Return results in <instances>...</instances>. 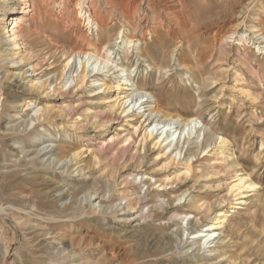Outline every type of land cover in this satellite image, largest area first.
Segmentation results:
<instances>
[{"label": "rangeland", "instance_id": "374dc122", "mask_svg": "<svg viewBox=\"0 0 264 264\" xmlns=\"http://www.w3.org/2000/svg\"><path fill=\"white\" fill-rule=\"evenodd\" d=\"M27 2L29 11L13 19L19 36L0 35V264H79L85 257L91 264H264V0H181L179 6L170 0ZM88 15L96 26L87 25ZM1 16L0 27L14 25ZM109 42H116L114 70L127 68L164 112L196 117L198 129L214 134L216 143L208 146L201 136L198 147L195 137L178 145L179 155L175 147L164 154V146L143 139L140 115L117 105L114 74L92 73L80 87L66 83L61 70L68 54L104 57ZM100 78L111 87L99 89ZM36 104L49 110L47 116L20 124L34 116ZM36 134L61 155L73 147L82 151L68 175L16 155L19 147L35 148ZM221 138L228 139L224 148ZM186 161L193 162L190 174ZM241 176L255 188L233 187ZM97 178L101 191L90 189L92 203L112 211L84 200V214L75 220L72 209L40 192L53 180L85 187ZM169 178L174 182L165 184ZM104 183L112 185L107 197ZM127 195L141 200L127 202ZM224 218V231L200 252L203 230ZM181 225L187 231L180 233ZM177 234L179 246L170 241ZM61 239L70 245L67 257L59 254Z\"/></svg>", "mask_w": 264, "mask_h": 264}, {"label": "bare ground", "instance_id": "6f19581e", "mask_svg": "<svg viewBox=\"0 0 264 264\" xmlns=\"http://www.w3.org/2000/svg\"><path fill=\"white\" fill-rule=\"evenodd\" d=\"M172 1V4L174 3V5L179 6V2H181V0H170ZM179 1V2H178ZM81 3V2H80ZM183 3V2H182ZM127 5V4H125ZM124 5V6H125ZM28 6H30V4L27 2V0H3L2 4L0 5V13L2 14L1 19L5 22H7L8 20V24L11 26L13 25L11 28L7 27V26H1L0 27V35L4 32L7 31H13V35L18 37V30L15 29L16 26V20H13L14 18H16V15L18 14H22L25 13L27 11H29ZM130 6V5H129ZM132 6V5H131ZM35 7V6H34ZM122 7V4H121ZM81 8V6L79 7V9ZM94 8V7H93ZM124 8V7H123ZM131 9V8H130ZM83 8L81 9V11L79 12V14L81 16H84L86 14V11L83 12ZM120 10V9H119ZM127 10V9H126ZM132 10V9H131ZM134 10V9H133ZM175 10V9H174ZM179 10V8H178ZM249 10V9H248ZM129 11V10H128ZM172 11V10H171ZM133 12V11H132ZM131 11L128 13H132ZM127 13V14H128ZM89 14V13H87ZM134 14V13H133ZM130 15V14H129ZM90 15H88L87 18V25L92 26L94 24V26H96V20L93 17H89ZM133 16V15H132ZM134 17V16H133ZM259 19L261 20L262 17H259ZM13 20V21H11ZM264 21V20H262ZM261 21V22H262ZM237 26L238 23L236 24ZM244 25V24H243ZM244 27V26H243ZM257 26H253L252 28H255ZM235 28V27H234ZM233 28V29H234ZM237 28V27H236ZM251 28V29H252ZM94 29V27H93ZM217 29V28H216ZM232 29V30H233ZM238 29V28H237ZM249 29V28H248ZM256 29V28H255ZM261 29V27H260ZM250 30V29H249ZM96 31V30H95ZM224 31V30H223ZM239 31V30H238ZM236 31V32H238ZM262 31V30H261ZM253 31H251L252 33ZM216 33V32H215ZM226 33V32H225ZM233 33V32H232ZM263 34L264 37V33L261 32ZM227 34V33H226ZM231 34V33H229ZM120 35V34H119ZM217 35V34H216ZM246 35V34H245ZM257 35V34H256ZM224 36V35H223ZM241 39L244 37V33H241ZM250 36V35H249ZM254 36V35H253ZM220 37V35H219ZM227 37V36H226ZM223 39V38H222ZM228 39V38H227ZM117 40V39H116ZM220 40V39H219ZM226 40V39H225ZM246 40V39H245ZM129 41V40H127ZM220 42V41H219ZM222 42V41H221ZM128 43V42H127ZM131 43L132 41H129V47L131 48ZM257 43V42H256ZM116 44V42H109L107 45H105L103 47V52L106 53V55L104 57L95 54L94 52H86V51H77L75 53H70L67 55V61L64 63L63 68L61 70V75L65 76L68 75V78L66 80L67 84H73L75 83V85H79L82 86L86 83V81L88 80V78H90V74H98V73H103V74H108L111 72V74H114V79H116V89L118 91V102L117 105H120L123 107V111L129 113H135V116H138L139 118H142L139 122L140 125H144V134H143V139H153V142L155 140V145H159V147H163L164 146V154H166L167 152H169L173 147H175V149L173 150H177V154L180 153L181 151H183L178 145L183 144V143H188L191 142L192 140H190L191 138H195L197 137L199 140L198 141V147H200L201 143L199 144V142H201V136H203V139L205 140V144L210 146L211 143H216V136L214 134H205L204 133V129H202V126L200 129L199 125H198V119L196 117H185L182 116L181 114H177V115H171L168 112H164V110H162V108L159 107V103L158 100L156 99V97L149 91L146 90H141L137 87V84L134 82L133 78H132V73L128 72L127 68H120V69H116L115 68L118 67L117 64L113 63L112 60V55H113V49H112V45ZM16 45H18V43L16 42ZM126 46V45H125ZM134 47V46H133ZM123 48V46H122ZM126 49V48H125ZM259 49V48H258ZM139 52V50H138ZM100 54V53H99ZM115 61V60H114ZM115 64V65H114ZM78 66V69H77ZM113 66V67H112ZM91 67V68H90ZM132 71V70H130ZM76 72V74H75ZM256 72V71H255ZM195 74V73H194ZM109 76V75H107ZM111 76V75H110ZM109 76V77H110ZM194 76V75H193ZM99 77V76H98ZM97 77V78H98ZM203 79V78H202ZM94 81H97L98 79H93ZM100 87L99 89H103L106 90L108 88L111 87V85L109 86L107 84V82H105V80H103V78H100ZM99 81V80H98ZM43 83V82H42ZM44 84V83H43ZM95 84V83H94ZM27 104V103H26ZM30 104V103H29ZM28 104V105H29ZM119 106V108H120ZM115 107V106H114ZM113 107V108H114ZM34 116H30L28 119L23 120L20 124L23 125H28L29 123H34L35 121H41L46 113L48 114V109L45 108L44 106H39V105H35L34 107ZM48 110V111H47ZM47 116V115H46ZM134 116V115H132ZM134 116V117H135ZM136 119V118H135ZM46 120V119H45ZM200 122V121H199ZM19 124V125H20ZM139 125V124H137ZM139 125V126H140ZM152 125V126H151ZM139 126L135 127V132L134 135H136L135 133H137ZM143 127V126H142ZM13 129L17 130L18 126L13 127ZM203 130V132H202ZM143 132V131H142ZM51 136V135H50ZM131 136V135H130ZM129 136V137H130ZM223 137V136H222ZM87 137H85L84 139H86ZM135 138V137H134ZM133 138V139H134ZM34 141L33 144H36L34 147L35 148H25V147H19V150L15 151L17 154L16 155H20L21 158H27L29 163L35 164L36 162L40 163V166H43L46 169H55L57 168L58 170H62L61 174L64 175V173H68L70 166L72 164L73 161H77V158L79 156L82 155V151L79 150V148L77 147H73L72 150H69V155L65 156V155H61V149L60 148H56V146L53 144V142L51 141H46L43 140V138H41L40 134H36L35 137L33 138ZM83 139V140H84ZM129 139V138H128ZM131 139V138H130ZM196 139V138H195ZM127 140L124 139V141ZM228 140V139H227ZM227 140L225 138H221L220 140V144H223V148L224 146H227ZM133 141V140H132ZM138 141V140H137ZM123 142V140H122ZM135 142V141H134ZM142 142V141H141ZM133 143V142H132ZM185 143V145H186ZM131 144V142H130ZM229 145V144H228ZM127 146V145H126ZM129 146V145H128ZM217 147V146H216ZM128 147H126L125 149H127ZM220 148V146H219ZM229 148V147H227ZM119 149H123L124 147H118V151ZM162 149V148H161ZM128 150V149H127ZM205 150V149H204ZM65 151V150H63ZM126 152V150H124ZM196 151V150H195ZM220 151H223L220 149ZM226 151V150H225ZM173 152V151H172ZM212 152V151H211ZM224 152V151H223ZM67 154V153H66ZM176 154V153H174ZM182 154V153H181ZM15 155V156H16ZM33 155V156H32ZM179 155V154H178ZM176 157H174V155L172 157H170V162L171 160L174 161ZM11 159V158H10ZM22 160V159H21ZM20 160V161H21ZM188 160H190V158H188ZM78 162V161H77ZM18 163V162H17ZM169 163V162H168ZM172 163V162H171ZM230 163V162H229ZM232 163V162H231ZM184 169L186 171V173L190 174V172L192 171V167H193V162L191 161H186L184 162ZM235 165V163H233ZM18 165V164H17ZM27 165V164H26ZM45 170V169H44ZM183 170V169H182ZM199 170V169H198ZM48 171V170H47ZM194 171V170H193ZM49 172V171H48ZM133 172V171H132ZM134 173V172H133ZM237 173V172H236ZM186 174V175H187ZM68 175V174H67ZM184 173H183V177H184ZM134 179L137 178V174H134ZM102 177V176H101ZM181 177V172L179 174H177V177L175 179H180ZM129 178V177H128ZM133 178V177H132ZM170 181L166 182L165 184L168 183H172L174 182V180H172L171 178H169ZM97 180V181H96ZM92 184L85 186V187H80V186H70L71 184H63L61 183V181H54L52 183H50L49 187H47L46 189H43L44 191H40L42 194L44 195H49L52 196L54 198V200H56V202H60L61 205L60 206H64L65 208H69L73 210L74 215L70 216L73 219H79L78 217L82 216L83 213V209L81 208V203H83L84 200H86L89 204L94 205L96 210H102L104 212H108V210H113V206L109 207V206H105L100 204V202L98 203H92V191L90 189H95L96 192H98V190L100 189V182L98 180V178L96 179ZM166 180V179H165ZM172 180V181H171ZM104 181V180H102ZM135 181V180H134ZM161 181V178L157 180V182L159 183ZM163 181V180H162ZM64 182V181H63ZM67 182V181H65ZM106 182V180H105ZM109 183V181H108ZM163 183V182H161ZM161 183L159 185H161ZM48 184V183H47ZM102 184V183H101ZM104 183V187H103V191L105 192L103 194V197H107V194L109 193V191L111 190V186L110 184H106ZM113 184V183H112ZM164 184V183H163ZM162 184V185H163ZM65 186L67 187L65 189ZM256 186V184L251 181V179L248 178V176H241L238 178L237 183L234 184L233 187H236L237 189H246V190H252L254 189ZM102 188V187H101ZM113 189V188H112ZM101 191V190H99ZM83 192L82 196L79 197V194ZM113 193V192H112ZM31 194V193H30ZM51 194V195H50ZM241 194V193H239ZM29 196V195H28ZM111 196V195H110ZM50 197V199L52 198ZM125 199H127V202H134L136 201L135 204H137L138 200H141L140 195L137 196H125ZM106 199V198H105ZM45 201V200H44ZM105 201V200H104ZM242 201V200H241ZM106 203V202H105ZM104 203V204H105ZM33 204V203H32ZM34 205V204H33ZM110 205V204H109ZM114 205V204H113ZM31 206V205H30ZM35 206V205H34ZM59 207V206H57ZM115 207V206H114ZM130 208H133V205H130ZM56 211V210H55ZM61 211V210H60ZM66 211V210H65ZM63 210V212H65ZM15 212V211H14ZM22 212V211H21ZM58 212V211H57ZM29 213V212H28ZM31 213V211H30ZM71 214V213H70ZM181 214H184V220H187L188 214H185L183 212H181ZM180 214V215H181ZM227 214V213H226ZM17 215V212H16ZM20 215V214H19ZM179 215V214H178ZM23 216V215H22ZM66 216V214H65ZM69 216V214H68ZM224 216V215H223ZM226 216H230V214L225 215ZM29 217V216H28ZM23 218V217H22ZM66 218V217H65ZM68 218V217H67ZM81 218V217H80ZM19 219V218H17ZM21 219V218H20ZM70 219V218H68ZM27 221V220H26ZM66 221V220H65ZM78 221V220H77ZM24 222V221H22ZM72 222V221H71ZM74 222V221H73ZM79 222V221H78ZM226 218H224L223 220H217L214 221L213 223L209 224L208 227L203 230L205 231V233L203 234L202 238L204 239V241L201 240V243L198 244L197 249L200 251L203 249L204 245H211V243H213L217 236L220 233V230H223L222 227L225 225ZM28 223V222H27ZM46 223V222H45ZM64 223V222H63ZM75 223V222H74ZM73 223V224H74ZM77 223V222H76ZM26 223H24L25 225ZM59 224V223H58ZM82 224V223H81ZM39 225H41L39 223ZM45 225V224H43ZM72 226V224H70ZM48 226V225H47ZM63 226V225H62ZM43 227V226H42ZM48 228V227H47ZM108 228V227H107ZM73 228L71 227V229H69L68 231L71 232ZM188 229V228H187ZM187 229L184 226H180L179 228V232L183 233V231H187ZM202 230V229H201ZM59 231V230H58ZM224 231V230H223ZM49 232V231H48ZM57 232V231H56ZM47 233V232H46ZM60 232L55 233L52 236V240L57 239V234H59ZM68 233V232H67ZM52 235V234H51ZM62 235V234H61ZM63 235H67L65 233H63ZM70 235V234H69ZM201 235V234H200ZM200 235H195L194 238H197V236ZM50 236V235H49ZM63 236V237H64ZM4 237V236H3ZM51 237V236H50ZM60 237V236H59ZM70 237V236H69ZM72 238V237H71ZM0 239H2V234L0 233ZM5 239V238H4ZM83 239V238H82ZM81 239V240H82ZM3 240V239H2ZM1 240V241H2ZM64 239H61V241ZM4 241V240H3ZM65 241V240H64ZM110 241V240H109ZM170 241L171 243H173L175 246H179L180 244V236L177 234L176 237L174 238L173 235L170 236ZM169 241V242H170ZM63 242V241H62ZM79 242V241H78ZM107 242V241H106ZM77 243V242H76ZM182 243V242H181ZM63 247L60 250L59 254H62L64 257H67V253L66 251L69 250V246L67 244H65L64 242L62 243ZM74 244V243H73ZM88 244V243H87ZM82 245V244H81ZM98 246V245H97ZM171 246V245H170ZM169 246V247H170ZM73 247V245H72ZM91 247V246H90ZM5 248V247H4ZM75 248V247H74ZM77 248V247H76ZM114 248V247H113ZM205 248V247H204ZM170 249V248H169ZM174 249V248H173ZM71 250V249H70ZM69 250V251H70ZM75 250V249H73ZM72 250V251H73ZM84 250H87V248H85ZM90 250V249H89ZM188 250V249H187ZM186 250V251H187ZM212 250V249H211ZM81 251V250H80ZM210 251V250H209ZM8 250L7 248H5L4 250V258H3V263H5V259ZM82 252H87V251H82ZM108 252V251H107ZM201 252V251H200ZM207 252V251H206ZM109 253V252H108ZM194 253V252H193ZM88 254V253H87ZM186 254V253H185ZM61 256V255H60ZM75 256V255H74ZM85 256V255H84ZM200 256V255H199ZM206 256V255H205ZM210 256V255H209ZM104 257V255H103ZM201 257V256H200ZM199 257V258H200ZM56 258V257H55ZM203 258V257H202ZM200 258V259H202ZM53 259V258H52ZM84 261H80L79 264H91L90 263V259L89 257H85ZM195 260V259H194ZM61 261V260H60ZM56 262V261H55ZM95 262V261H94ZM220 262V261H219ZM97 264H100V261L96 262ZM60 264V263H58ZM94 264V263H93ZM214 264V263H213ZM218 264V263H217Z\"/></svg>", "mask_w": 264, "mask_h": 264}]
</instances>
